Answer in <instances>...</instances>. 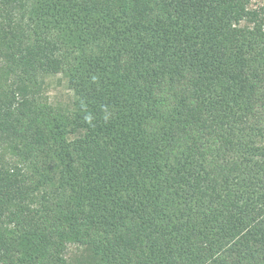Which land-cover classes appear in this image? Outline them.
Instances as JSON below:
<instances>
[{"label": "trees", "instance_id": "16d2710c", "mask_svg": "<svg viewBox=\"0 0 264 264\" xmlns=\"http://www.w3.org/2000/svg\"><path fill=\"white\" fill-rule=\"evenodd\" d=\"M0 264H264V0H0Z\"/></svg>", "mask_w": 264, "mask_h": 264}, {"label": "rangeland", "instance_id": "374dc122", "mask_svg": "<svg viewBox=\"0 0 264 264\" xmlns=\"http://www.w3.org/2000/svg\"><path fill=\"white\" fill-rule=\"evenodd\" d=\"M44 93L48 101L58 108H65L72 102V92L68 89L66 80L61 75L45 78ZM77 254V249L72 247L68 256L73 258Z\"/></svg>", "mask_w": 264, "mask_h": 264}]
</instances>
